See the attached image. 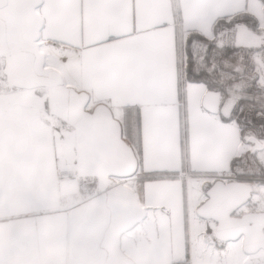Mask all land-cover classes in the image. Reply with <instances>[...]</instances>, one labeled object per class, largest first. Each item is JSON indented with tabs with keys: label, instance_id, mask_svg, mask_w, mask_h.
Returning <instances> with one entry per match:
<instances>
[{
	"label": "snow or ice",
	"instance_id": "snow-or-ice-1",
	"mask_svg": "<svg viewBox=\"0 0 264 264\" xmlns=\"http://www.w3.org/2000/svg\"><path fill=\"white\" fill-rule=\"evenodd\" d=\"M251 3L0 0V120L7 107L104 153L144 212L179 228L184 264H264V206L239 196L264 187V27ZM229 176L231 204L190 211ZM248 209L262 215L222 226Z\"/></svg>",
	"mask_w": 264,
	"mask_h": 264
},
{
	"label": "crops",
	"instance_id": "crops-1",
	"mask_svg": "<svg viewBox=\"0 0 264 264\" xmlns=\"http://www.w3.org/2000/svg\"><path fill=\"white\" fill-rule=\"evenodd\" d=\"M249 11L263 27L264 5L252 0ZM250 35L239 27L238 36ZM109 173L104 153L53 140L44 120L6 107L0 120V264H184L179 228L159 210L145 213ZM253 190H239L240 198ZM234 192L232 184L220 183L213 200L198 207L193 197L190 211L218 212ZM259 215L249 209L237 220L225 211L221 223L231 228Z\"/></svg>",
	"mask_w": 264,
	"mask_h": 264
},
{
	"label": "rangeland",
	"instance_id": "rangeland-1",
	"mask_svg": "<svg viewBox=\"0 0 264 264\" xmlns=\"http://www.w3.org/2000/svg\"><path fill=\"white\" fill-rule=\"evenodd\" d=\"M263 27H264V25H263ZM218 180L220 181V183H222V184H224V185H228V184H231V179H228V178H219L218 177ZM252 187V189H253V187H254V190L253 191H251V196H252V198H253V200H257V201H259L260 202V204L262 205V206H264V193L263 194H261V193H257V191L258 190H260L259 189V187L260 186H257V185H252L251 186ZM257 190V191H256ZM196 200V199H195ZM191 201H192V199H191ZM191 201H190V204H191V206H190V208H191V211L193 210V208L195 207L194 205H196V204H198L199 206L202 204V202H206V200L205 201H198V200H196V202L194 201V205H192L193 203H191ZM201 203V204H200ZM194 206V207H193ZM249 210V209H248ZM248 210H246L244 213H248ZM243 213V214H244ZM140 228H142V226L140 225Z\"/></svg>",
	"mask_w": 264,
	"mask_h": 264
},
{
	"label": "built area",
	"instance_id": "built-area-1",
	"mask_svg": "<svg viewBox=\"0 0 264 264\" xmlns=\"http://www.w3.org/2000/svg\"><path fill=\"white\" fill-rule=\"evenodd\" d=\"M219 178H221V177H219ZM222 178H228V179H231V180H233V178L232 177H222Z\"/></svg>",
	"mask_w": 264,
	"mask_h": 264
}]
</instances>
